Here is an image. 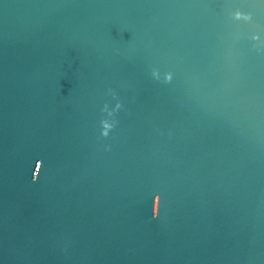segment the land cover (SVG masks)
I'll use <instances>...</instances> for the list:
<instances>
[{"label":"water","instance_id":"obj_1","mask_svg":"<svg viewBox=\"0 0 264 264\" xmlns=\"http://www.w3.org/2000/svg\"><path fill=\"white\" fill-rule=\"evenodd\" d=\"M0 264H264V0H0Z\"/></svg>","mask_w":264,"mask_h":264},{"label":"clouds","instance_id":"obj_2","mask_svg":"<svg viewBox=\"0 0 264 264\" xmlns=\"http://www.w3.org/2000/svg\"><path fill=\"white\" fill-rule=\"evenodd\" d=\"M117 54H119V53L117 52ZM166 79L170 81L171 80V75L170 74L167 75ZM117 108H120V104L117 105ZM101 124H102V133L101 134L106 137L108 135V133H109V130L113 127V125L112 124L111 125L105 124L103 121L101 122ZM35 180H33V181H35ZM158 215H159V213L157 214L156 217H158ZM156 217H153V218L155 219Z\"/></svg>","mask_w":264,"mask_h":264}]
</instances>
